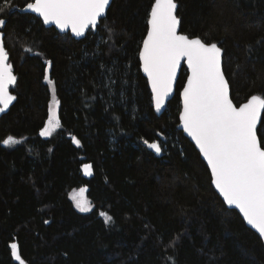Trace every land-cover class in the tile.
Here are the masks:
<instances>
[{
    "label": "trees",
    "instance_id": "trees-1",
    "mask_svg": "<svg viewBox=\"0 0 264 264\" xmlns=\"http://www.w3.org/2000/svg\"><path fill=\"white\" fill-rule=\"evenodd\" d=\"M31 1L0 0L17 76L0 139L19 141L0 145V264H18L14 240L26 264H264L262 239L225 204L177 127L186 68L165 111L154 110L139 59L154 0H113L81 39L21 11ZM176 1L181 32L223 48L233 101L264 97V0ZM47 70L61 122L50 137L40 135ZM258 133L264 145V113ZM145 141H158L163 155ZM80 187L88 212L70 195Z\"/></svg>",
    "mask_w": 264,
    "mask_h": 264
},
{
    "label": "snow or ice",
    "instance_id": "snow-or-ice-1",
    "mask_svg": "<svg viewBox=\"0 0 264 264\" xmlns=\"http://www.w3.org/2000/svg\"><path fill=\"white\" fill-rule=\"evenodd\" d=\"M109 3L110 0H34L27 8L39 14L44 23L83 36L89 28L96 29L106 17ZM176 9L175 0H155L148 21L150 29L140 52L156 109L163 107L172 91L177 69L181 61H186L191 75L182 93L180 119L184 130L206 158L213 182L226 202L239 208L248 224L264 237V145L257 134V125L264 113V98L253 95L239 107L233 103L221 67L222 49L216 43L180 34ZM5 24L6 21L0 19V28ZM16 81L0 33V112L16 100L9 92V86H14ZM58 108L59 101L53 95L41 136H51L61 126ZM2 143L14 145L19 141L9 136ZM75 143L79 145L80 141L75 140ZM148 146L156 153L162 151L159 143ZM91 168L90 164L84 165L85 173L91 175ZM86 191L80 188L71 197L82 212L91 210ZM100 214L105 216L106 222L112 219L107 213ZM11 249L19 264H24L17 244L13 243Z\"/></svg>",
    "mask_w": 264,
    "mask_h": 264
},
{
    "label": "water",
    "instance_id": "water-1",
    "mask_svg": "<svg viewBox=\"0 0 264 264\" xmlns=\"http://www.w3.org/2000/svg\"><path fill=\"white\" fill-rule=\"evenodd\" d=\"M112 1H113V0H110V3H109V6H108V9H109V7H110ZM32 2H34V0L31 1L30 3H32ZM175 2H176V4H177V9H176V15H177L178 3H177L176 0H175ZM154 3H155V0H154V2H153L152 6L154 5ZM152 6H151V8H152ZM108 9H107V12H108ZM21 11H23V12L33 13V14H35L36 16L40 17L41 20L43 21V18H42L39 14H37V13H35V12L29 10V9L27 8V5H25V6L21 9ZM150 13H151V9H150ZM150 13H149L148 21H149V19H150ZM106 15H107V14H106ZM177 17H178V19L180 20V17H179L178 15H177ZM4 20H5V19H4ZM43 23H44V21H43ZM44 25L47 26V27H51V26H53V27H55L60 33H68V32H69L73 37H75V38H77V39H81V38L85 37L86 34L88 33V31H90V30L95 31V30L97 29V28H96V29H91V28H89V30L86 31L85 34H84L83 36H76L71 30H67V31H65V30H61V29H60L59 27H57L55 24H47V23H44ZM180 25H181V20H180V24H179V26H178V32H179L180 34L187 35V34L181 32V30H180ZM3 28H4V26H3L2 28H0V33L3 34V44H4V31H3ZM149 29H150V25H149V23H148V29H147V32H146V34H145L143 40H142L141 47H140V50H139V59H140V69H141V72H142V74L147 78V80H148V84H149V88H150V91H151V93H152L153 107H154L155 112H156L158 115H161V114L165 111L168 102L173 98V96H174L175 93H176L177 83H178V80H179V77H180L181 71H182L183 68H186V70H187V76H186V79H185V83H184L182 89L180 90L181 109H180V112H179V123H178V126H177V127H178V129H180V130L183 132V134H184V135H185V136H186V137H187V138H188V139H189V140L195 145L196 149L199 151L201 158L204 160V162H205L206 165L208 166V169H209V171H210L211 178H212V185H213L214 189L217 191V193L219 194V196L222 198V200L225 202V204H226L229 208H231V209H235L236 211H238V213L240 214V216L242 217V219L244 220V222L246 223V225L249 226L252 230H254V231L260 236V238L262 239V241H263V243H264V237H262V236L259 234V232H258L257 229H255L252 225L248 224L246 218L243 216V213L239 210V208H237L235 205H229V204L226 202V200L224 199V196H223V195L220 193V191L216 188L215 183L213 182V177H212V173H211V168H210V166L208 165L206 158H205V157L203 156V154L201 153V151H200V149H199V146L196 145L195 140H194V139H193V138H192V137H191V136H190V135L184 130V127H183V121L180 119V116H181V114H182V112H183V95H182V93H183L184 87L187 85L188 77L191 75V70L188 68V65H187L186 61H181L180 66H179L178 69H177L176 79H175V82H174V84H173L172 91L170 92V94L168 95V97L166 98V100L164 101L163 107H161V109H160L159 111H157V109H156V105H155L154 93H153V91H152L151 81L149 80L147 74L143 71V61H142L141 58H140V52L143 50V41L147 39V35H148V31H149ZM187 36H188V35H187ZM188 37H189L190 39H193V38H200V37H197V36H195V37H190V36H188ZM200 39H201V38H200ZM202 40H203V39H202ZM206 43H207V42H206ZM211 43H216L217 46L220 47V48L222 49V55H221V67H222V71L224 72V66H223V54H224V50H223V48L219 45V43H217V42H211ZM4 47H5V45H4ZM5 50H6V48H5ZM6 51H7V50H6ZM8 63H10V62H9V54H8ZM10 64L12 65V70H13V64H12V63H10ZM13 74L16 76L14 70H13ZM224 75H225L226 80L228 81L225 72H224ZM16 77H17V76H16ZM228 84H229V93H230V97H231V99H232V96H231V87H230V83H229V81H228ZM10 88H11V86H9V92H10L12 95L16 96V95L11 91ZM253 95H257V96H260V97L264 98L261 94H253ZM253 95H251L247 100L243 101L240 105H243V104L247 103ZM232 100H233V99H232ZM14 102H15V100L9 105V107H8L4 112H0V120H1L2 115H3L4 113H6L7 111H9L10 107L13 105ZM233 103L236 104L234 101H233ZM236 105H237V104H236ZM240 105H237V106L239 107ZM262 116H263V113L261 114V120H262ZM260 124H261V121H260V123H258V125H257V134H258V137H260V136H259V133H258V127H259ZM9 136H12V135H8V136H6V137H5L4 139H2V140L0 139V145H1V146H3V147L7 146V145H4V144L2 143V141L5 140V139H7ZM12 137H14V136H12ZM14 138L16 139V137H14ZM151 143H159V142H158V141L148 142V144H151ZM148 144H147V147H148L150 150H152L157 156H162V155H163V148H162L161 145H160V146H161L162 151H161L160 153H156L154 149H152V148H150V147L148 146ZM159 144H160V143H159ZM87 164H89V163H87ZM85 165H86V164H85ZM83 172L85 173V171H84V166H83ZM85 174H86V173H85ZM13 243L17 244V246H18V251H19V254H20V256H21V259L24 261V264H26L25 259H24V258L22 257V255H21L20 246H19V243H18L17 240H14V241H12V242L10 243V249H11V245H12ZM11 256H12L13 261H14L15 263H18V264H19V261H17V260L15 259V257L12 255V249H11Z\"/></svg>",
    "mask_w": 264,
    "mask_h": 264
},
{
    "label": "rangeland",
    "instance_id": "rangeland-1",
    "mask_svg": "<svg viewBox=\"0 0 264 264\" xmlns=\"http://www.w3.org/2000/svg\"><path fill=\"white\" fill-rule=\"evenodd\" d=\"M45 80H46V81L50 84V86L52 87L51 99H50V101H49V109H48V116H49V110H50V108H51V106H52V103H53V95H55V99H56V100H58V99H57V97H56V93H55L54 85H53L52 81L50 80V76H49L48 70H47V74H46ZM49 81H51V83H50ZM58 110H59V108H58ZM47 119H48V118H47ZM46 122H47V121H46ZM45 125H46V124H45ZM44 127H45V126H44ZM56 130H57V129H56ZM56 130H55V131H56ZM55 131H54V132H55ZM54 132H53V134H54ZM44 137H50V136H44ZM80 188H85V187H80ZM80 188H77V189L72 190L71 193H70L71 197H72V193H73L74 191H79ZM85 196H86V198L88 199L87 191H86V193H85ZM88 201L90 202L89 199H88ZM74 203H75V201H74ZM90 205H91V208H92V204H91V202H90Z\"/></svg>",
    "mask_w": 264,
    "mask_h": 264
}]
</instances>
